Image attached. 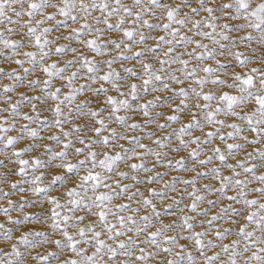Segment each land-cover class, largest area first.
Instances as JSON below:
<instances>
[{
  "label": "snow or ice",
  "instance_id": "6c2138e0",
  "mask_svg": "<svg viewBox=\"0 0 264 264\" xmlns=\"http://www.w3.org/2000/svg\"><path fill=\"white\" fill-rule=\"evenodd\" d=\"M0 264H264V0H0Z\"/></svg>",
  "mask_w": 264,
  "mask_h": 264
},
{
  "label": "rangeland",
  "instance_id": "374dc122",
  "mask_svg": "<svg viewBox=\"0 0 264 264\" xmlns=\"http://www.w3.org/2000/svg\"><path fill=\"white\" fill-rule=\"evenodd\" d=\"M1 170L0 171H2V168H0Z\"/></svg>",
  "mask_w": 264,
  "mask_h": 264
},
{
  "label": "bare ground",
  "instance_id": "6f19581e",
  "mask_svg": "<svg viewBox=\"0 0 264 264\" xmlns=\"http://www.w3.org/2000/svg\"><path fill=\"white\" fill-rule=\"evenodd\" d=\"M1 170V169H0ZM2 171H3V169H2Z\"/></svg>",
  "mask_w": 264,
  "mask_h": 264
}]
</instances>
